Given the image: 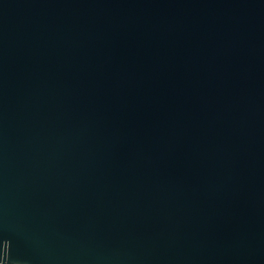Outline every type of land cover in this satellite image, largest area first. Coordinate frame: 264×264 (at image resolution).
I'll list each match as a JSON object with an SVG mask.
<instances>
[{
	"label": "water",
	"instance_id": "95a60500",
	"mask_svg": "<svg viewBox=\"0 0 264 264\" xmlns=\"http://www.w3.org/2000/svg\"><path fill=\"white\" fill-rule=\"evenodd\" d=\"M0 264H264V0H0Z\"/></svg>",
	"mask_w": 264,
	"mask_h": 264
}]
</instances>
